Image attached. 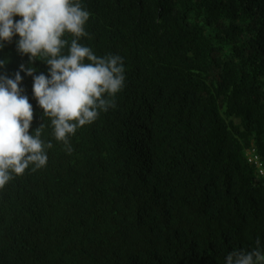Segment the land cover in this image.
I'll use <instances>...</instances> for the list:
<instances>
[{"label":"trees","instance_id":"obj_1","mask_svg":"<svg viewBox=\"0 0 264 264\" xmlns=\"http://www.w3.org/2000/svg\"><path fill=\"white\" fill-rule=\"evenodd\" d=\"M79 2L78 42L122 57L124 86L68 152L19 67L49 66L30 65L18 35L0 49V74L20 71L33 105L30 134L43 123L53 145L0 189V264H226L257 239L264 252V175L249 160L264 167V0Z\"/></svg>","mask_w":264,"mask_h":264},{"label":"clouds","instance_id":"obj_2","mask_svg":"<svg viewBox=\"0 0 264 264\" xmlns=\"http://www.w3.org/2000/svg\"><path fill=\"white\" fill-rule=\"evenodd\" d=\"M89 17L79 0H0V49L18 35L17 51L29 55L30 65L40 59L49 66V75H34L33 66L19 67L33 77V95L43 115L51 118L55 139L68 152L72 150L69 137L77 128L93 123L101 111L114 108V98L125 81L122 57H98L78 42L88 36L85 24ZM66 33L73 37L70 42ZM5 63L0 60V67ZM21 81L20 71L14 78L0 74V189L30 165L33 171L46 166L45 149L53 146L41 139L43 123L30 134L34 109L22 94ZM256 244L251 251L233 250L226 264H264L259 239Z\"/></svg>","mask_w":264,"mask_h":264},{"label":"built area","instance_id":"obj_3","mask_svg":"<svg viewBox=\"0 0 264 264\" xmlns=\"http://www.w3.org/2000/svg\"><path fill=\"white\" fill-rule=\"evenodd\" d=\"M249 160H250L251 162H254V163L258 166V169H259L260 174H261V175H264V167H263V165L261 164L260 159H259V156L256 154L255 151H252V152L250 153V158H249Z\"/></svg>","mask_w":264,"mask_h":264}]
</instances>
